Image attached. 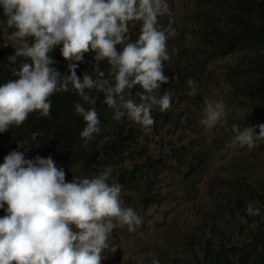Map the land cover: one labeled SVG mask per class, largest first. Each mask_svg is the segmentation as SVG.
<instances>
[{
    "label": "trees",
    "instance_id": "1",
    "mask_svg": "<svg viewBox=\"0 0 264 264\" xmlns=\"http://www.w3.org/2000/svg\"><path fill=\"white\" fill-rule=\"evenodd\" d=\"M119 1L121 8L109 16L103 9L109 0H0V21L10 23L17 38L34 45L40 54L12 46L0 49V258L8 249L3 242L19 248L13 239L26 218L32 223L46 215L43 205L29 208L20 197L26 186L34 184L35 172L26 167L27 161V166L42 164L39 180L71 176L62 185L64 216L77 171L95 178L80 203L85 204L95 189V211L104 202L111 204L113 198H129L134 190L147 201L155 192L160 159L150 156L148 144L134 140L162 137V130L178 129L180 123L188 129L199 122L201 127L203 121L209 123L208 118L202 119L206 99L200 94L214 78L215 69L223 77L216 85L235 97L218 94L227 117L231 105L247 109L253 129L264 132V0H194L189 14L170 17L158 15L166 0ZM194 20L204 29L198 48L201 62L176 51L182 33ZM155 21L163 25L157 35L148 31ZM118 36L128 45L119 47ZM211 63L217 66L208 72ZM89 75L87 90L76 84V79ZM145 78L165 87L161 98L170 104L169 110H158L162 101L155 106L153 84ZM180 107L182 119L177 117ZM10 138L7 150L2 149ZM194 142L199 140L176 144L175 152L192 149ZM19 144L25 161L14 151ZM259 147L264 148V143L254 148ZM210 156V152L199 155L194 167L187 166L183 172L191 175L190 179L196 177ZM239 162L242 168L234 169H240L244 179L229 184L227 191V197L236 201L258 194L259 184L249 177L250 164L244 159ZM139 169L141 174L135 177ZM56 202L52 199L49 205ZM240 206L234 202L228 205L227 200L220 204L221 211L229 210L224 221L231 223L222 233L211 231L217 221L208 213L195 221L202 227L200 233L210 231L220 241H199L202 256L194 264H264V209L246 203V210H237ZM236 214H244L246 222L241 224ZM10 217L17 220L5 229ZM186 241L191 244L190 239Z\"/></svg>",
    "mask_w": 264,
    "mask_h": 264
},
{
    "label": "rangeland",
    "instance_id": "2",
    "mask_svg": "<svg viewBox=\"0 0 264 264\" xmlns=\"http://www.w3.org/2000/svg\"><path fill=\"white\" fill-rule=\"evenodd\" d=\"M193 2L194 0H166L158 15L165 13L166 17H170L179 13L189 14L193 10ZM178 23L179 25L183 24ZM161 26L163 25L160 21H155L148 26V31L157 35L160 33L158 28ZM123 39V36H120L116 41L119 47L128 45L127 41ZM11 44L37 54L34 45L17 40L10 27L0 22V49ZM200 98H209L207 90L201 91ZM217 98L218 94L210 99L207 108L208 115L203 118L206 119L209 116L212 125L205 123L200 130L192 132L184 129L183 123H180L178 129L181 131L176 128L174 130L166 128L162 130V137H150L149 139L141 137L134 140L135 143L148 144L150 156L160 159L158 162L160 166L159 178L155 184V192L150 193L147 201H144L140 194H135L136 190H134L125 200L119 201L117 198H113L111 204L104 202L95 214V198L92 194L87 197L85 204H80L87 193L86 188L92 185L94 176L77 171L74 181L75 188H70L71 195H67V206L69 207L67 228L63 229L64 221L53 220L57 216L56 212L52 214L50 220L44 221L58 204L52 207L48 214L37 223L25 222L26 224L15 240V244L21 249L13 250L8 255L10 259H20L24 256V252H27V259L18 261L19 264H151L148 257L146 260L144 259V247L142 246L143 242H149L153 247L159 245L166 252V257H163L165 264L176 263L179 253L182 255L186 253L198 261V255L201 253L200 245H202L199 241L207 242L206 239L209 238L220 241V238L214 237L210 231L200 233L202 229L200 230V225L195 221L208 213L211 219L217 221V225L211 229L212 232L222 233L226 230L225 226L231 224L224 221L229 211H221L220 204L226 203L224 193L228 185L242 182L244 179L243 172L240 169L235 170L234 167L240 165L239 161L244 156V152L241 150L247 147L242 148L243 143L239 141V138H233L235 132L226 129V127L231 126L235 121H241L245 124L242 130H249L247 125L253 122V118L247 115L248 112L244 111V108L237 109L233 105H231V116L234 114L235 116L227 122V108L219 110V114L214 108L212 100ZM158 110L164 112L169 110V106L162 105ZM177 117H181L180 110ZM247 136L254 137L250 133ZM190 139L199 140V142H194L192 149L177 154L174 146L188 143ZM199 149L201 150L198 153ZM211 150L218 152L217 158L208 157L205 169L190 179L191 175L187 176L182 169L189 166L195 158L193 157L195 152L198 158L195 159L194 164L199 160L201 153ZM253 152L247 151L246 155L249 160L262 159V164L256 163L258 160L255 162L250 160L249 163L254 168L259 167L254 174L264 175V170H262L264 169V148H255ZM138 155L139 153L135 154V157ZM234 158L236 160H232ZM127 166L131 167V164ZM167 166H171V168L168 169ZM150 172L152 171L150 170ZM35 174L37 172L33 175ZM140 174L141 170L139 169L134 176L137 177ZM46 180L48 179L44 178V180H35L34 182L41 184ZM43 189L44 187H40L32 194H25L27 197H23L22 202L29 205V208L32 207L34 198L38 194L43 195L45 190ZM111 207L115 208L113 216L109 212ZM82 211H88L84 219L79 216ZM166 216L168 218L165 222L153 230L150 229V222ZM183 217L191 222L181 221ZM130 219L133 221L128 225V233L125 236H117L115 226L122 228ZM26 220L29 221L28 218ZM146 221L149 225L145 227L143 224ZM105 232L108 233L106 238L103 237ZM186 239H190L191 244H188ZM50 244L57 247L56 250H51V253L49 252ZM106 246L113 248L112 262H107L99 256ZM94 250L95 259L90 257ZM111 257V254L107 255V258ZM189 258L192 261V258ZM152 263L155 264L156 261L152 259ZM189 264H193V262H189Z\"/></svg>",
    "mask_w": 264,
    "mask_h": 264
},
{
    "label": "bare ground",
    "instance_id": "3",
    "mask_svg": "<svg viewBox=\"0 0 264 264\" xmlns=\"http://www.w3.org/2000/svg\"><path fill=\"white\" fill-rule=\"evenodd\" d=\"M110 1V0H109ZM88 8H90V7H88ZM104 9V11L105 12H108V9L106 8V6L103 8ZM87 14H89V13H85V15H87ZM191 16V15H190ZM189 16V17H190ZM203 17V16H202ZM192 18V17H191ZM191 18H190V20H191ZM199 18H200V16H199ZM199 18H196V19H199ZM182 19V18H181ZM181 19H178V20H181ZM184 19V18H183ZM182 19V20H183ZM194 19V18H193ZM202 19V18H201ZM4 21V20H3ZM130 21V20H129ZM1 23H3V24H7L5 21L4 22H2V21H0ZM122 22V21H121ZM126 22V21H125ZM123 23V22H122ZM131 23V22H130ZM181 23V22H180ZM188 24H189V22H187ZM191 23V22H190ZM184 24H186V23H184ZM178 25H179V23H178ZM8 26L11 28V30H14V28H13V26L9 23L8 24ZM180 26V25H179ZM146 27V26H145ZM118 28V27H117ZM143 28V27H142ZM167 28V27H166ZM183 27H181L180 29H182ZM187 29H186V33L183 35V36H181L180 37V39L178 40V49L176 50V51H178L179 53H181L182 55H184V56H189L190 57V59L194 62H201L202 61V56H201V54L199 53V51H198V48L201 46V44H202V40H201V38H200V33H202L203 34V32H201L202 31V29H203V27H202V25H201V23H197L195 20H194V22L191 24V25H189L188 27H186ZM132 29V28H131ZM152 29V28H151ZM145 30V29H144ZM164 30V29H163ZM183 30V29H182ZM204 30V29H203ZM115 32H118V31H115ZM142 33V32H141ZM145 33V32H144ZM143 33V34H144ZM205 33V32H204ZM166 35V33H164L163 35H162V37H164ZM205 36H206V34H204ZM144 36V35H143ZM203 36V35H202ZM119 37V36H118ZM130 37V36H129ZM166 37L167 36H165L164 38H162L163 39V41H165L166 40ZM126 38V37H125ZM142 39V38H141ZM203 39V38H202ZM124 40V39H123ZM133 40V39H132ZM21 41V40H20ZM24 41V40H23ZM125 41V40H124ZM133 42V41H132ZM129 43V42H128ZM32 45V44H31ZM135 45H136V43H135ZM10 46H12V47H17V48H19L18 46H16V45H13V44H11V45H8V46H5L4 48H6V47H10ZM19 49H21V48H19ZM36 49V48H35ZM128 49V48H127ZM21 50H23V49H21ZM23 51H26V50H23ZM26 52H29V51H26ZM30 53H32V52H30ZM36 53L37 54H34V55H36V56H38V57H40V54L36 51ZM168 61V59L165 61V63ZM216 66H217V64H215V63H211V64H208V66H207V71L208 72H211V71H213L215 68H216ZM165 70V69H164ZM213 74L215 75L214 76V78H212V80H210L209 81V85H207V87H206V90H207V92L209 93V98H205L206 99V103H205V105H204V108H203V111H202V114L204 115V116H206V115H208L207 114V112H208V110H207V108H208V106H209V104H210V99H211V97L212 96H214V95H217V94H221V96H224V93H225V91H224V89H223V86H220V88L216 85V80L218 79V80H220V79H222L223 80V77L221 76V74H220V72L217 70V69H215L214 71H213ZM145 77V76H144ZM108 78V77H107ZM146 80H148L150 83H152L153 84V89H152V93H151V95L153 96V97H160V101H162V98H161V95H162V91L164 90V86L161 84V85H159L157 82H155L154 80H152V79H147V78H145ZM133 80V79H132ZM159 82V81H158ZM139 86H141V85H139ZM137 88V87H136ZM145 90V89H144ZM147 90V89H146ZM151 90V89H150ZM150 90H148V91H150ZM139 92V91H138ZM142 92H143V89H142ZM133 93H135V92H133ZM138 94V93H137ZM140 94V93H139ZM142 94V93H141ZM147 94V93H146ZM129 97V96H128ZM145 97V96H144ZM148 97H149V95H148ZM130 98V97H129ZM143 98V97H142ZM141 99V98H140ZM141 102H142V100H140ZM144 101V100H143ZM131 102H132V100H131ZM151 102H153V101H151ZM143 103V102H142ZM166 103H168V102H166L165 100H163L162 101V105H167V106H169V108H170V104L168 103V104H166ZM146 104V103H145ZM138 105V104H137ZM147 106V105H146ZM180 115H181V119L182 118H184V112H183V110H182V107H180ZM208 118H209V116H208ZM184 125V124H183ZM200 128H201V124H200V122L197 124V126L195 127V128H193V126H192V128H190V129H188L185 125H184V129H186V130H191L192 132H194V130H200ZM250 134H252V135H254V137H251V136H247V134L244 136V137H242V139H241V142L243 143L242 144V148L244 147H247L246 149H242L241 151H243L244 152V156L241 158V159H244L245 161H247L248 163L250 162V160H252V161H254L255 162V160L257 161L256 163H261L262 164V159L261 158H253V159H248L247 158V151L249 150V148H251V146H253V145H255V144H262V143H264V132H262V131H258V130H255V129H253L252 131H250L249 132ZM193 135H194V133H193ZM233 138H240L239 136H237L235 133H234V136H233ZM189 141V140H188ZM175 149H176V147H175ZM205 152H210V157H212L213 159H215V158H217V155H218V152L216 151V150H211V151H205ZM204 152V153H205ZM212 152V153H211ZM253 152V151H252ZM254 153V152H253ZM201 154H203V153H201ZM254 154H256V153H254ZM258 154V153H257ZM206 164H207V162H206ZM250 164V163H249ZM250 166L252 167L250 170H249V177H250V179L251 180H255V181H257L259 184H258V186H257V191H258V194H256L255 196H253V197H250V198H248V199H245V200H242V201H236V200H232V199H229L228 197H227V191H228V189H229V185H228V188L225 190V193H224V195H225V201L227 200V203H228V205H231V203L232 202H234V203H240L241 204V206L240 207H238V209L237 210H246L247 209V207L245 206V204L246 203H249V204H251V206H256L257 207V209L260 211V210H262V209H264V175H262V174H260V175H256V174H254V172L259 168V167H257V168H254L251 164H250ZM260 168H262V167H260ZM262 170H264V169H262ZM101 180H104V179H102V177L100 178ZM135 194H136V192H135ZM93 196H94V198H95V189L93 190ZM254 201V202H253ZM159 202V201H158ZM224 204H226V203H224ZM67 205H68V202H67ZM99 208H100V205L98 206V208H97V210L95 211V214L99 211ZM251 208H253V207H251ZM67 210H69V207L67 206ZM226 211H229V210H226ZM68 212V211H67ZM88 214V211H82V212H80L79 213V216H80V218L81 219H84L85 217H86V215ZM239 218H241L244 222L243 223H241V224H244L246 221H245V219H246V217H244V214H241V215H238V214H236ZM56 217H58V218H56ZM53 220L54 221H57V222H59V221H64L65 222V224L67 223L68 224V214H66V216H64V212H63V210H61L60 212H58L57 213V216H56ZM64 224V225H65ZM228 225V224H227ZM226 225V226H227ZM231 225V224H230ZM225 226V227H226ZM67 228V227H66ZM115 228H121V226H115ZM122 228H124V227H122ZM246 228V227H245ZM202 229V227L200 226V230ZM225 231V230H224ZM242 232V231H241ZM55 234V233H54ZM241 234V233H240ZM51 235H53L52 233H51ZM52 241V240H51ZM53 246H55L54 244H50V246L49 247H51V248H49L50 249V251L51 250H56V248L57 247H53ZM142 246L144 247V250H143V256H144V259L146 260V258L148 257L149 258V261H150V263L151 264H153L152 263V259L154 260V261H156V263L155 264H165V262H164V260H163V257H166V252L165 251H163L162 249H161V247L159 246V245H155L154 247L153 246H151L150 244H149V242H143V244H142ZM201 247H203V244L202 245H200ZM185 253V252H184ZM189 255L188 254H184V255H182V254H178L177 255V261H176V263H174V264H189V262H193V264L195 263V259H194V257L193 256H189V257H191L192 258V261H191V259L188 257ZM199 256V258L202 256V254L200 253V255H198Z\"/></svg>",
    "mask_w": 264,
    "mask_h": 264
},
{
    "label": "clouds",
    "instance_id": "4",
    "mask_svg": "<svg viewBox=\"0 0 264 264\" xmlns=\"http://www.w3.org/2000/svg\"><path fill=\"white\" fill-rule=\"evenodd\" d=\"M120 8H121V3H120L119 0H110V1L108 2V4H107L108 15L110 16L111 14H113L114 12H116L117 10H119ZM145 17H146V16H140V19H141V18H145ZM6 25L8 26V24H6ZM10 29H11V28H10ZM164 31H165V33H166V30H164ZM12 32H13V36H14L17 40H21V39L17 38L18 35L16 34V32H15L14 30H12ZM184 34H185V32H183L181 36H183ZM97 48H98L97 45H95V57H96L97 54H98V49H97ZM129 63H130V62H129ZM75 67H76V64L73 65V69H74V71H75V69H76ZM94 67H95V65H94ZM91 78H92L91 75H89V76H87L86 78H83V79H79V80L76 79V84H77L79 87L84 88V89L87 90ZM113 80H115L114 77H113V78H110L108 81L111 82V81H113ZM225 90H226L225 93H227V95H228L229 97H231V98H235L233 95H231V94L229 93V91H228L227 89H225ZM236 98L239 99V98H242V97H236ZM218 101H219V99L217 98V102H216V104H214V106H215L214 108H215L217 114H219V110H221V109L224 108V106L221 105L220 103H218ZM154 102H155V106H159V104H160V99H159L158 97H156L155 100H154ZM244 111H247V109H245ZM249 113H250V112H248L247 115H249ZM201 115H202V119H203L205 116H204L203 114H201ZM233 116H235V114H234ZM233 116H231V115L228 116V117H227V122H228V120H229L231 117H233ZM207 118H208V117H207ZM207 118H206V119H207ZM204 120H205V119H204ZM207 120H208V122H209V123H207V124L212 125L211 120H209V118H208ZM225 120H226V119H225ZM203 124H204V121H203ZM138 125H140V123H138ZM243 125H245V124H243L241 121H235L231 126L226 127V129L234 131L235 134H236L237 136L240 137V138H239V141H241L242 137H244L246 134H248L250 131L253 130V122H252V123H248L247 126H249V130H248V129H247V130H246V129H243V130H242ZM203 126H204V125H203ZM203 126H202V127H203ZM202 127H201V128H202ZM201 128H200V129H201ZM11 142H12V141H11V138H10L8 141L3 142L2 149H6V150H7V148H6V147H7V144H8V143L11 144ZM257 146H259V144H255V145L251 146V148H249L248 151H253V149H255L254 147H257ZM259 148H261V147H259ZM200 150H201V149L198 150V153H199ZM14 151L18 153L17 156H19L20 159H21L22 161H25V160H26V155H25V153H24V150L21 148V145H20V144L15 148ZM197 158H198V155H197V157H195V158L190 162L189 167H190L191 169H192V167H194L193 165H194V163H195V159H197ZM113 166H114V164H113ZM26 167L32 169L35 173L37 172V174H35V177L32 178L33 182H34L35 180H39V176H40V174H41V173L39 172V169L42 167V164H38L36 167H35V166H26ZM45 178L48 179V180H46L44 183L39 184V183L34 182V184H29L28 186H26V187L22 190L21 195H20V197L23 199V197H24V198L27 197V196H25V194H27V193L32 194L34 191H38L40 187H44L45 190L43 189V190H44L43 195L38 194V196H37L36 198H34L35 201L33 200V203H34V204H37V205H40V206L43 205L46 214H48V212L50 211V209H51L52 207H54V206H56V205L59 204L57 207L53 208V209L50 211L49 216H48L44 221H46L48 218H50V217L52 216L53 213L56 212L55 214H57L58 212H60L61 210L64 209V195H63V193H62V185H63V183H64L65 181L69 180L70 177H67V178H66V177H63V176L57 175V176H49V177L46 176ZM0 179H1V167H0ZM42 180H44V178H43ZM52 199H56L57 202H56L55 204L49 205V202H50ZM109 212H110V215L113 216V214L115 213V208H114V207H111L110 210H109ZM150 214H151V212L149 213V217H150ZM167 218H168V216L163 217V218L154 219L152 222H150V224H151V228H150V229L153 230V229L156 228L158 225H160V224H162L163 222H165ZM16 220H17V219H16V218H13V217L8 218L7 221H6L5 224H4V228H5V229H10V228H12L13 225L15 224ZM132 221H133V220H131V219L128 220L127 223H126V225L124 226V228H116L115 231H117V236H119V237H120V236H125V235L128 233V229H129V228H128V225H129ZM181 221H183V222H191L190 220L188 221L186 217L181 218ZM25 222H29V221H27V220L24 221V225L26 224ZM32 222H33V223H37L38 220H32ZM40 224H41V223H40ZM24 225H23V226H24ZM143 225L146 227V226H148L149 224H148V222L146 221ZM107 235H108V233L105 232L104 235H103V237L106 238ZM18 236H19V235H18ZM18 236H17V237H18ZM8 237H9V236H8ZM17 237H16V238H17ZM16 238L13 239V242H14V243H15ZM3 243H4L5 247L7 246L8 249H7L6 253L3 254V255L1 256V258H0V264H8V263H10V262L24 261L25 259H27V252H26L25 255H24L22 258H20V259H15V260H11L10 257H9L8 255H9L13 250H17V248L13 247L11 244H9V243L6 242V241L3 242ZM19 248L21 249L20 246H19ZM49 252L51 253L50 249H49ZM108 254H111L112 257H111V258H107V255H108ZM99 256L103 257L104 260L107 261V262H112V261H113V248L110 247V246H106L105 249H104V251L101 252V253L99 254ZM90 257L95 259V250L90 254ZM197 260L200 261L201 258H199V259H197ZM198 261H197V262H198Z\"/></svg>",
    "mask_w": 264,
    "mask_h": 264
}]
</instances>
